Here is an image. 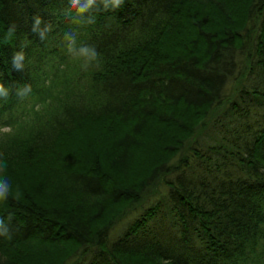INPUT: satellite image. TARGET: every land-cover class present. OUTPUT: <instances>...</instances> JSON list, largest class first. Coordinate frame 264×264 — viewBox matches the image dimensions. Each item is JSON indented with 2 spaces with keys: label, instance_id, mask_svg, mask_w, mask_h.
I'll return each instance as SVG.
<instances>
[{
  "label": "trees",
  "instance_id": "trees-1",
  "mask_svg": "<svg viewBox=\"0 0 264 264\" xmlns=\"http://www.w3.org/2000/svg\"><path fill=\"white\" fill-rule=\"evenodd\" d=\"M66 7L0 0V158L22 193L0 203V264H264V0H125L78 29L101 54L88 72L64 51Z\"/></svg>",
  "mask_w": 264,
  "mask_h": 264
},
{
  "label": "clouds",
  "instance_id": "clouds-1",
  "mask_svg": "<svg viewBox=\"0 0 264 264\" xmlns=\"http://www.w3.org/2000/svg\"><path fill=\"white\" fill-rule=\"evenodd\" d=\"M125 0H67V7L63 15L68 18L71 25L77 26L70 28L63 34V48L66 55L73 61L79 62V67L83 72H88L93 68H98L101 64L100 53L94 45L82 43L78 41L80 27L91 25L95 23V13L100 11H116L120 9ZM43 25V26H42ZM17 25L12 23L7 28L8 39L15 36ZM52 30L50 23H45L42 16L35 14L32 18L31 32L37 38L44 41L48 37V33ZM30 41L25 40L21 46L13 52L11 56V66L16 72H23L25 70L26 53L24 49L28 46ZM32 93V86L25 84L17 88L16 95L20 99L30 96ZM9 96V88L2 81H0V100H7ZM7 162L0 158V203L7 202L9 197L15 200H20L22 193L19 189L13 190L12 183L7 172ZM12 214L9 213L7 222L4 217L0 216V237L11 240L13 237L12 230L9 225L12 220Z\"/></svg>",
  "mask_w": 264,
  "mask_h": 264
},
{
  "label": "rangeland",
  "instance_id": "rangeland-1",
  "mask_svg": "<svg viewBox=\"0 0 264 264\" xmlns=\"http://www.w3.org/2000/svg\"><path fill=\"white\" fill-rule=\"evenodd\" d=\"M254 27L256 28V26H257V23H256V18H254ZM240 60H241V62H242V59L241 58H239ZM238 59V60H239ZM239 67V66H238ZM240 84H242V83H238L237 85H240ZM236 81H233L232 80V78H229L228 80H227V82H226V85H225V87L223 88V91L221 92V95H223V97L224 96H226V97H230V96H233L232 94H233V92L236 90L235 88H236ZM246 85V84H245ZM235 89V90H234ZM239 89V88H238ZM234 90V91H233ZM246 96H247V99H248V101H250L249 103L250 104H254V105H257V104H260V100L259 99H255L254 97H252V95H249V94H246ZM241 106H244V104H242V102H241ZM226 108V106L225 105H222V106H220V107H218V108H216L215 110H214V113L216 114V111L218 112V114H221L223 111H224V109ZM252 110H254V112L253 113H255V112H257L259 115H261V110L260 109H258L256 106H252ZM226 112V111H225ZM212 115H213V111H212V113H211ZM214 114V115H215ZM252 114V113H251ZM212 115L210 116V118L208 119L209 120V123H208V125H210V120H211V118H212ZM207 122V121H206ZM207 125V126H208ZM207 126H205V130H206V127ZM208 128V127H207ZM9 128L8 127H1L0 126V132L1 131H6V130H8ZM199 130H200V128H199ZM206 138H207V136H206ZM208 139V138H207ZM160 190L162 191V192H165V187H161L160 188ZM152 199H153V197H152ZM148 203L146 202L145 203V205L144 206H148L147 205ZM142 212V208L140 207V206H138V207H136V208H133V209H129L128 211H127V213L126 214H124L121 218H119L118 220H116V222L114 223V225L112 226V228L110 229V232H109V236H110V238L113 240V239H115V238H117L123 231H124V229L126 228V225L129 223V220L130 219H132V218H135L136 216H138L140 213ZM168 223L166 222V226H168L167 225Z\"/></svg>",
  "mask_w": 264,
  "mask_h": 264
}]
</instances>
